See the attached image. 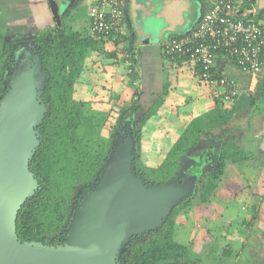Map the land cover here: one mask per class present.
<instances>
[{
	"label": "crops",
	"instance_id": "crops-1",
	"mask_svg": "<svg viewBox=\"0 0 264 264\" xmlns=\"http://www.w3.org/2000/svg\"><path fill=\"white\" fill-rule=\"evenodd\" d=\"M31 2L38 5L34 8L39 16L32 15L42 28L55 25L59 30L90 36L95 0ZM53 5L57 7L54 12ZM207 5V0H124L125 36L118 43L98 42L97 50L89 52L95 90L110 92L117 101L124 99L129 102L125 106H130L137 89L142 113L163 100L156 115L142 126V151L170 149L193 118L212 111L220 102L217 95L222 88L200 83L192 62L166 60L161 54L163 43L191 32ZM81 8L86 9L85 24L71 26L69 21L79 18L74 15ZM257 19L264 22V4L258 8ZM124 52L134 57L133 83L123 63ZM86 61L87 57L84 66ZM215 66L222 76L234 79L242 93L233 102H220L223 111L231 112V118L207 137L202 136L199 150L192 149L187 158L202 153L211 162L213 148L232 157L225 161L224 175L210 200L185 213L184 240L206 261L209 256L215 260L221 256L214 264H264V65L255 75L242 73L225 60Z\"/></svg>",
	"mask_w": 264,
	"mask_h": 264
},
{
	"label": "trees",
	"instance_id": "trees-1",
	"mask_svg": "<svg viewBox=\"0 0 264 264\" xmlns=\"http://www.w3.org/2000/svg\"><path fill=\"white\" fill-rule=\"evenodd\" d=\"M30 41L38 51L46 77L40 96L46 112L36 128L40 145L29 163L38 189L18 212L16 234L21 243L62 245L81 200L80 195L75 197L77 190L80 188L86 192L90 186L98 184L109 157L103 149L98 150L93 145L106 115L93 109L89 112L86 103L74 97L85 59L90 51L97 50L99 43L91 36L59 30L56 26ZM16 45L17 40H6L0 33V96L6 91L4 79L14 62ZM131 69L132 73L128 75L133 83L135 77ZM211 73L215 79L222 77L216 66ZM140 96L135 89L130 106L119 111L116 125L111 130L118 128V132L128 130L132 134L136 146L134 173L150 187L162 186L171 180L183 182L187 178L196 179V185L193 194L172 210L159 229L130 239L119 256L118 264H202L198 254L175 239L176 217L180 212L210 200L224 175L225 161L232 155L219 152L218 148L210 150L213 153L211 162L202 153L193 158H187V155L192 149L199 150L202 136L207 137L214 129L226 125L231 112L223 111L219 102L212 111L193 118L167 151L162 163L152 168L145 166L139 158L141 130L146 121L156 115L163 100L142 113ZM126 116L129 119L138 116L137 124L131 129L126 125ZM206 165L209 166L208 171H204Z\"/></svg>",
	"mask_w": 264,
	"mask_h": 264
},
{
	"label": "water",
	"instance_id": "water-1",
	"mask_svg": "<svg viewBox=\"0 0 264 264\" xmlns=\"http://www.w3.org/2000/svg\"><path fill=\"white\" fill-rule=\"evenodd\" d=\"M45 78L37 49L18 48L0 96V264H118L130 239L159 229L196 179L148 186L134 173L132 134L121 130L98 184L81 192L64 244L21 243L17 215L38 189L29 163L40 145Z\"/></svg>",
	"mask_w": 264,
	"mask_h": 264
},
{
	"label": "built area",
	"instance_id": "built-area-1",
	"mask_svg": "<svg viewBox=\"0 0 264 264\" xmlns=\"http://www.w3.org/2000/svg\"><path fill=\"white\" fill-rule=\"evenodd\" d=\"M199 23L185 36L162 44L166 60L186 58L198 69V81L222 88L217 97L221 103L233 102L240 95L234 79H215L211 69L221 60L230 62L240 72L255 75L264 65V22L257 19L264 0H207ZM124 0H95L90 36L95 41L120 42L124 32ZM127 74L132 73L134 57L123 53ZM136 85V83H134Z\"/></svg>",
	"mask_w": 264,
	"mask_h": 264
},
{
	"label": "rangeland",
	"instance_id": "rangeland-1",
	"mask_svg": "<svg viewBox=\"0 0 264 264\" xmlns=\"http://www.w3.org/2000/svg\"><path fill=\"white\" fill-rule=\"evenodd\" d=\"M37 6L36 4L32 3L29 0H0V33L5 37L6 40L9 41L17 40V45H16L17 48H21V47L23 49L24 48L27 49L28 47H30V49L35 48L32 44H30L31 42L30 40H32L33 37H35L36 35L49 30L48 29L49 25L48 26L45 25L42 28L41 23L39 21L35 22L37 18L34 19L32 14H35L36 17L39 16L37 13L38 9L36 10L34 8ZM33 9H35V11H32ZM85 10H86L85 8L78 9L79 14H76L74 16L76 17L78 16L79 18H74V20H70L69 23L71 24V26L79 27L85 24V20H84ZM196 10L197 9L194 6L193 12L195 13ZM52 15L55 17L53 13ZM57 16L60 17L59 14H57ZM56 23L57 22L55 21L54 24ZM53 28H55V25L52 26V29ZM81 28L78 29L82 31ZM90 54L87 56V61H86L87 63L84 66V69L76 82L74 97L76 99L84 101L88 107L89 112H92L93 109V110H98L102 112V114L106 115L103 125L98 132L97 139L95 138V140L93 141V145L94 148L98 150L103 149L104 153L110 155L113 152V148L116 142V137L119 134L118 128H115L113 131H111L112 127L116 125L118 116L120 114L119 111L123 107H127L125 105L129 104V102H126L124 99H121V101H117L110 92L107 93L104 92L103 90H95L92 87V55ZM125 119L127 121L126 125L128 124L127 125L128 129H131L133 125L137 124L138 116H135L133 119H129L126 116ZM155 123L156 122L152 124V127L156 125ZM127 132L130 131L127 130ZM168 149L169 148H163L160 151V153L158 151H155V153H153L152 149L145 152V150L147 149H144L142 151L141 140H140L139 158L141 162L145 164V166L147 165L155 168L160 162L162 163V161L165 158V153L168 151ZM208 169L209 166L206 165L204 171H208ZM81 192L82 191L79 188L75 194V197H77V195H80ZM187 211H185L184 213L180 212L176 217V221L178 220L177 221L178 226L176 227L175 239L184 246L187 245L186 240H184V236H185L184 217ZM213 245H215V243H213ZM221 254L223 255V252ZM198 256L200 255L198 254ZM216 257L218 259L221 256L218 255ZM217 259L215 260L213 256H209L207 261L205 258H202V264H214L218 262ZM230 264H232V262Z\"/></svg>",
	"mask_w": 264,
	"mask_h": 264
}]
</instances>
